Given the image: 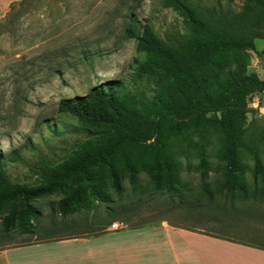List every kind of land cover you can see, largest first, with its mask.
<instances>
[{"label":"rangeland","instance_id":"obj_1","mask_svg":"<svg viewBox=\"0 0 264 264\" xmlns=\"http://www.w3.org/2000/svg\"><path fill=\"white\" fill-rule=\"evenodd\" d=\"M189 1L206 10L235 14L246 5L244 0ZM131 16L169 44L182 41L187 32L184 13L164 6L162 0H25L3 14L0 155L5 157L11 183L44 185L50 169L62 168L103 141L77 118L58 113L62 99L85 95L109 81H121L123 91L137 97H157L155 79L136 76L137 61L144 62L146 55L137 50L135 40L125 37ZM254 45L226 54L227 68H239L245 75L264 80V39H255ZM212 117L207 115V119ZM205 125L203 134L184 125L169 142L177 191H156L151 177L154 153L134 151L130 156L134 184L120 158L110 166L92 168L96 183L108 197L93 209L61 216L50 204L60 195L36 200L41 215L33 221L35 231L29 235L17 230L4 233L1 224L6 212L0 211V248L95 234L100 225L111 227L115 222L123 226L121 230L163 223L200 228L264 248L263 176L254 171L255 154L264 165V94L247 98L246 147L239 156L245 194L224 188L226 144L211 121Z\"/></svg>","mask_w":264,"mask_h":264},{"label":"trees","instance_id":"obj_2","mask_svg":"<svg viewBox=\"0 0 264 264\" xmlns=\"http://www.w3.org/2000/svg\"><path fill=\"white\" fill-rule=\"evenodd\" d=\"M24 1L11 4L10 9ZM162 1L164 6L184 13L187 32L182 41L169 44L132 16L124 31L125 37L135 40L137 50L146 55L144 62L137 61L136 76L154 78L157 97H137L124 92L121 81H109L96 85L85 95L62 99L58 113L77 118L84 129L98 134L103 141L62 168L50 169L46 184L40 186L11 183L4 169L5 157L0 155V211L6 212L1 224L4 233L17 230L32 234L33 221L41 215L34 201L41 198L60 195L59 200L50 204L61 216L106 203L108 197L96 183L92 168L110 166L115 158H120L124 171L130 174V183L134 184L136 176L130 160L134 151L154 153L151 177L156 191H177L178 178L173 174L169 142L187 124L203 134L207 120L226 144L224 188L245 194L239 156L246 147L247 98L264 94V80L245 75L239 68H227L226 54L253 49L255 39H264V0H244L246 5L238 14L215 8L206 10L189 0ZM208 114L213 117L207 119ZM254 171L263 176L264 196V165L257 154ZM114 187L121 191L117 180Z\"/></svg>","mask_w":264,"mask_h":264},{"label":"crops","instance_id":"obj_3","mask_svg":"<svg viewBox=\"0 0 264 264\" xmlns=\"http://www.w3.org/2000/svg\"><path fill=\"white\" fill-rule=\"evenodd\" d=\"M20 1L0 0V19ZM0 264H264V248L167 223L120 231L100 225L95 234L0 248Z\"/></svg>","mask_w":264,"mask_h":264},{"label":"built area","instance_id":"obj_4","mask_svg":"<svg viewBox=\"0 0 264 264\" xmlns=\"http://www.w3.org/2000/svg\"><path fill=\"white\" fill-rule=\"evenodd\" d=\"M123 228V226L120 224V223H113L112 225H111V229L113 230V231H119V230H121Z\"/></svg>","mask_w":264,"mask_h":264}]
</instances>
